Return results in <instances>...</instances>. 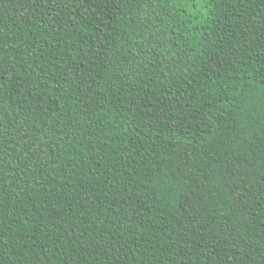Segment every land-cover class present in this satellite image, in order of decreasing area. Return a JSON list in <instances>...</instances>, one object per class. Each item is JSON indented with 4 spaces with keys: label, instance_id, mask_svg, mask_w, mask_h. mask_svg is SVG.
Returning a JSON list of instances; mask_svg holds the SVG:
<instances>
[{
    "label": "trees",
    "instance_id": "16d2710c",
    "mask_svg": "<svg viewBox=\"0 0 264 264\" xmlns=\"http://www.w3.org/2000/svg\"><path fill=\"white\" fill-rule=\"evenodd\" d=\"M0 264H264V0H0Z\"/></svg>",
    "mask_w": 264,
    "mask_h": 264
}]
</instances>
